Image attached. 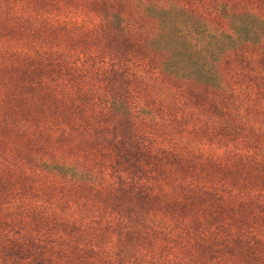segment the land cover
Listing matches in <instances>:
<instances>
[{"label":"rangeland","instance_id":"1","mask_svg":"<svg viewBox=\"0 0 264 264\" xmlns=\"http://www.w3.org/2000/svg\"><path fill=\"white\" fill-rule=\"evenodd\" d=\"M187 1L225 28L206 5H264ZM96 10L0 0V264H264V40L206 84Z\"/></svg>","mask_w":264,"mask_h":264},{"label":"trees","instance_id":"2","mask_svg":"<svg viewBox=\"0 0 264 264\" xmlns=\"http://www.w3.org/2000/svg\"><path fill=\"white\" fill-rule=\"evenodd\" d=\"M104 22L100 31L110 37L122 36L147 56L146 73L167 72L179 79H194L216 84L217 64L231 49L264 40V5L236 11L229 5L223 11L207 6L206 13L225 19L227 27L203 23L202 13L187 0H95ZM203 6V4H202ZM165 55L153 62L150 53ZM178 59L192 61L179 65Z\"/></svg>","mask_w":264,"mask_h":264}]
</instances>
